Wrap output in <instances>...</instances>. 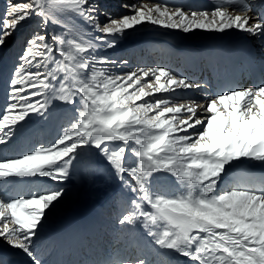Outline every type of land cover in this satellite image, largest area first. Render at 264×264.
<instances>
[{"label": "snow or ice", "instance_id": "snow-or-ice-1", "mask_svg": "<svg viewBox=\"0 0 264 264\" xmlns=\"http://www.w3.org/2000/svg\"><path fill=\"white\" fill-rule=\"evenodd\" d=\"M121 7L127 14L114 16L98 0H7L0 47L30 21L35 27L7 81L0 153L24 133L32 114L45 115L52 98L70 106L73 118L52 143L0 155V241L30 264H44L34 250L38 230L61 202L70 168L90 154L99 161L93 175L107 174L127 197L118 223L151 238L125 264H264V178L241 172L226 179L246 161L264 167V80L224 85L216 95L201 91L203 100L184 92L187 103L170 96L150 101L154 93L202 85L160 66L118 71L126 58L97 55L145 24L183 33L236 30L264 42V16L249 15L246 0L232 11H186L155 0ZM157 173L187 191L159 193L155 186L167 177ZM40 178L51 186L12 194L43 184Z\"/></svg>", "mask_w": 264, "mask_h": 264}, {"label": "bare ground", "instance_id": "bare-ground-1", "mask_svg": "<svg viewBox=\"0 0 264 264\" xmlns=\"http://www.w3.org/2000/svg\"><path fill=\"white\" fill-rule=\"evenodd\" d=\"M103 1L98 0L101 7L104 5ZM114 2L116 4L113 7L120 11H112V15L127 14L128 10L121 7L119 0ZM124 2L137 3V0H124ZM145 2L147 3L149 0H145ZM155 2L180 7L186 11L189 9L210 11L216 7H226L232 11V8L236 7L240 0H155ZM246 2L252 8L249 15L255 13L257 17L264 16V0H246ZM104 19V16H101L102 22ZM78 27L80 26L78 25ZM139 30L143 32L148 30L150 33L134 41L127 40V36L119 42L115 49H109L106 52L98 51L97 55H107L117 59L126 58L129 63L122 69H117L118 71H128L135 67L160 66L202 85L201 89L196 90L178 89L176 92L154 93L152 96L146 97V100L151 101L157 97L170 96L174 103H187V98L182 95L184 92H195L196 95L193 98L203 100L204 97L199 95L201 91L216 95L220 93L218 91L225 83L237 82L238 87H248L257 85L264 80V42L258 37L236 30H229L226 33L199 30L183 33L150 24L139 26ZM96 34L99 35V33ZM6 51V46L0 47V60ZM199 68L201 70L198 72ZM211 71H213L212 75H208ZM56 102L55 106H59L61 110L67 107L60 100ZM59 103L61 104L59 105ZM138 103H142V101ZM197 111L199 114L200 110ZM152 114L154 113H150V115ZM33 120L35 121V119ZM40 127L41 125L39 129H42ZM42 134L41 140H46L47 134ZM19 146L21 147V145ZM0 155L5 154L0 153ZM241 172L249 173L256 180L264 178V167L258 163L246 161L243 167L234 169L226 179L232 180ZM40 180L44 183L28 185L23 191L12 194L27 195V188L51 186V182L47 178H40ZM176 187L175 184L171 188L172 191L176 190ZM72 190L66 191L65 189L61 202L51 211L38 230L34 250L44 264H102L106 261L108 264H123L140 253L150 237L144 235L142 228L139 231L136 229L132 233L125 230L127 227L120 228L118 217L125 214V209H128L129 206L127 197L118 194L120 190L117 182L111 179V182H105L97 187V196L80 197L77 201H73ZM157 190L162 193L160 188ZM86 227L91 230V238L86 237L83 233V229ZM0 258L5 261V264H30L24 254L19 250L9 248L2 241H0ZM176 259L187 260V258L179 259L177 257Z\"/></svg>", "mask_w": 264, "mask_h": 264}, {"label": "rangeland", "instance_id": "rangeland-1", "mask_svg": "<svg viewBox=\"0 0 264 264\" xmlns=\"http://www.w3.org/2000/svg\"><path fill=\"white\" fill-rule=\"evenodd\" d=\"M114 1H118V0H104L103 1L104 5H103V7H101L102 11L109 12V13H112V11H120V9L117 10V9H115V7H113V5L116 4V2H114ZM119 1L121 4L125 3L124 0H119ZM6 3H7V0H0V19L3 18V13H4V10L6 7ZM34 27H35V20L30 21L29 23L25 24L24 27H22L18 31H16L11 37H9L6 41V44L4 45L7 47V51L3 54V56H2L3 58H1V60H0V88H1L0 89V109L3 108V106L6 103V99H7L8 84L6 81H8L10 79L11 74H12V70L14 69L15 65L18 63L17 57L23 52L27 38L31 35ZM149 33L150 32L148 30L146 32L145 31L143 32L140 30L139 31L132 30L131 34L128 35L127 40L134 41V40L139 39L140 37H145ZM3 81H4V83H3ZM2 96H3V98H2ZM54 99L53 98L50 99L48 109L45 112L44 116H38L36 114L31 115L30 119L25 122V123H27L26 124L27 125V127H26L27 131L25 130L24 133L26 134L28 132V134H26V135L22 134L21 137H16L15 143L11 146V148L8 149L7 153H4V154H7L8 156L9 155L10 156H17L19 154L22 155L25 152L31 151L33 148H35L41 144H45L46 142H47L46 144H49V142L52 143L62 133L63 129L65 127H67V125L72 120L73 113L71 111H66V109L70 106H67L63 110H61L59 106L58 107L55 106L57 103L56 101L58 99H55V100ZM60 102H62V101H60ZM60 104L61 103H59V105ZM55 107H56V109H55ZM33 117H36V118H33ZM33 119H35V121ZM38 123L41 125L42 129H39L40 125ZM29 132H30V134H29ZM42 133L47 134L46 140H41L42 135H43ZM29 136H30V138H29ZM48 138H50L51 140L50 139L48 140ZM21 140H22V142H20ZM39 140H40V142H39ZM19 145H21V147ZM12 147H14V148H12ZM133 159H135V158H133ZM98 165H99V161L97 160V158L95 156H92L90 154H86V155L81 157L80 163L76 167L70 168L69 177L63 183L62 187L64 188V191H65V189L67 191V190H72V188H73V190H72L73 193H71V195L73 196V199H74L73 201H77L80 197L97 196L98 195L97 187L99 185H103L105 182H111V178H109L107 176V174H105L103 177L93 175V172ZM154 175H160V176H166L167 177V179H164V180H161L158 182L157 185H159V186H157V185H156L157 187L155 186L156 191H159L157 189L160 188L162 193L160 191H159V193H161L165 196H167V195L173 196L174 193H175L174 195L179 194V191L180 192H184V191L186 192L187 191L182 185L180 186L179 184H177L175 177L168 176V174H166V173H157ZM76 183H78V184H77V187L75 188ZM94 183L97 184L96 187H95ZM175 184L177 186L176 190L172 191L171 188H173L175 186ZM77 188H78V190H77ZM85 188H88V189H85ZM79 189L80 190L83 189V190L80 192ZM79 192L81 193V195ZM76 195H78V196L76 197ZM127 211H128V209H125V213ZM120 218L121 217H118V221ZM124 227H129V226L120 225L121 229H123ZM177 258L183 259L185 257L177 256ZM123 264H125V262Z\"/></svg>", "mask_w": 264, "mask_h": 264}]
</instances>
